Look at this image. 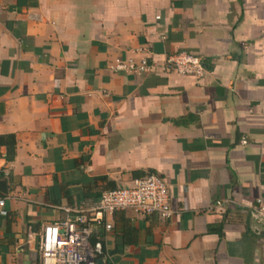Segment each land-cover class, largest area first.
I'll list each match as a JSON object with an SVG mask.
<instances>
[{"label": "crops", "instance_id": "obj_1", "mask_svg": "<svg viewBox=\"0 0 264 264\" xmlns=\"http://www.w3.org/2000/svg\"><path fill=\"white\" fill-rule=\"evenodd\" d=\"M179 51L200 80L166 66ZM0 135V264L147 174L173 214L113 212L98 264H264V0H0Z\"/></svg>", "mask_w": 264, "mask_h": 264}, {"label": "built area", "instance_id": "obj_2", "mask_svg": "<svg viewBox=\"0 0 264 264\" xmlns=\"http://www.w3.org/2000/svg\"><path fill=\"white\" fill-rule=\"evenodd\" d=\"M166 66L177 73L190 75L200 80L206 68L200 56L187 51H179L166 58ZM130 72L150 69L146 58L135 62L132 58L117 60L112 66ZM244 143V140H241ZM6 175L7 169H3ZM4 197H0V214L6 215ZM216 206L220 205L217 201ZM69 211V208H66ZM123 209H131L137 214H156L168 218L173 214L165 180L157 174H147L134 178L129 185L104 190L95 204L89 208L73 209V213L62 220L44 224L36 233V262L33 264H98L102 254V243L96 236L98 229L108 232L112 228L109 216ZM251 216L264 225V198L257 196L251 206ZM33 233L27 232V241Z\"/></svg>", "mask_w": 264, "mask_h": 264}, {"label": "trees", "instance_id": "obj_3", "mask_svg": "<svg viewBox=\"0 0 264 264\" xmlns=\"http://www.w3.org/2000/svg\"><path fill=\"white\" fill-rule=\"evenodd\" d=\"M0 145H5L7 150H6V157L9 159L11 157V153L13 151V146H14V138L12 136H7L4 137L0 135Z\"/></svg>", "mask_w": 264, "mask_h": 264}]
</instances>
